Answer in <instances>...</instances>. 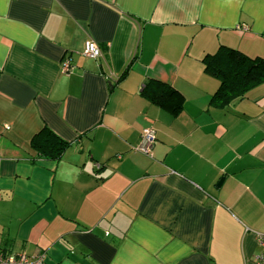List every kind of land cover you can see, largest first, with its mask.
<instances>
[{
  "label": "crops",
  "instance_id": "0c3cea01",
  "mask_svg": "<svg viewBox=\"0 0 264 264\" xmlns=\"http://www.w3.org/2000/svg\"><path fill=\"white\" fill-rule=\"evenodd\" d=\"M86 42L101 57H84ZM220 46L264 59V0H0V251L256 264L264 82L210 105L219 80L202 59ZM148 81L181 110L148 99ZM144 128L150 158L132 150ZM54 137L67 145L57 159Z\"/></svg>",
  "mask_w": 264,
  "mask_h": 264
},
{
  "label": "trees",
  "instance_id": "16d2710c",
  "mask_svg": "<svg viewBox=\"0 0 264 264\" xmlns=\"http://www.w3.org/2000/svg\"><path fill=\"white\" fill-rule=\"evenodd\" d=\"M202 62L204 71L219 80L218 89L210 98V105L223 107L231 99L243 96L264 82V59L247 57L235 49L220 46L214 54L204 56ZM142 92L154 104L173 114L182 108L180 94L161 82L148 81ZM66 147L64 142L54 137L48 156L57 159Z\"/></svg>",
  "mask_w": 264,
  "mask_h": 264
},
{
  "label": "built area",
  "instance_id": "2783aa9c",
  "mask_svg": "<svg viewBox=\"0 0 264 264\" xmlns=\"http://www.w3.org/2000/svg\"><path fill=\"white\" fill-rule=\"evenodd\" d=\"M82 55L89 59H97L101 57L100 49L92 42H86ZM73 70L72 65L67 59L62 61L61 71L69 74ZM155 141L154 131L150 128H144L140 132L139 143L132 148L134 152L140 153L146 157H151L152 145ZM97 169L98 165L95 166ZM257 242L262 251L254 257L256 264H264V235L257 236ZM0 264H43V256H27L23 252L4 253L0 251Z\"/></svg>",
  "mask_w": 264,
  "mask_h": 264
}]
</instances>
